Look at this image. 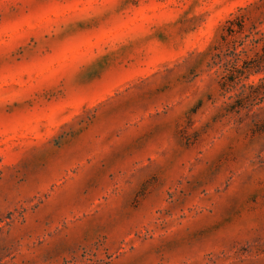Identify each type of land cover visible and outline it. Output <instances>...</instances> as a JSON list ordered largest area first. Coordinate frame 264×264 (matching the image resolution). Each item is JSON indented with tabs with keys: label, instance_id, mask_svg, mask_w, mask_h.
Segmentation results:
<instances>
[{
	"label": "rangeland",
	"instance_id": "1",
	"mask_svg": "<svg viewBox=\"0 0 264 264\" xmlns=\"http://www.w3.org/2000/svg\"><path fill=\"white\" fill-rule=\"evenodd\" d=\"M0 264H264V0H0Z\"/></svg>",
	"mask_w": 264,
	"mask_h": 264
},
{
	"label": "snow or ice",
	"instance_id": "2",
	"mask_svg": "<svg viewBox=\"0 0 264 264\" xmlns=\"http://www.w3.org/2000/svg\"><path fill=\"white\" fill-rule=\"evenodd\" d=\"M100 66L101 67L103 66L102 63H101ZM88 71L90 73V75L88 76L89 79L91 78L92 75H98L99 74L98 71H94V70H91V69H89Z\"/></svg>",
	"mask_w": 264,
	"mask_h": 264
},
{
	"label": "trees",
	"instance_id": "3",
	"mask_svg": "<svg viewBox=\"0 0 264 264\" xmlns=\"http://www.w3.org/2000/svg\"><path fill=\"white\" fill-rule=\"evenodd\" d=\"M242 18V17H241Z\"/></svg>",
	"mask_w": 264,
	"mask_h": 264
}]
</instances>
